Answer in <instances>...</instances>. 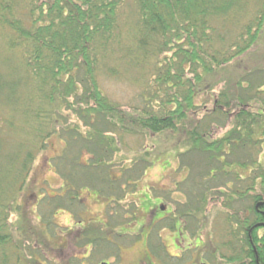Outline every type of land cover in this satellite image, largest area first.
<instances>
[{
  "label": "trees",
  "instance_id": "1",
  "mask_svg": "<svg viewBox=\"0 0 264 264\" xmlns=\"http://www.w3.org/2000/svg\"><path fill=\"white\" fill-rule=\"evenodd\" d=\"M236 25H244L242 31L236 38L228 37L226 33ZM263 28L264 0H0V109L8 117L0 135L17 127L19 115L22 130L33 128L40 141V147L35 148L19 143L11 154L0 136V264H36L29 255L32 242H13L8 229L14 207L11 197L23 190L36 153L43 152L48 138L61 130L69 135L66 140L70 145L58 158L61 163L57 173L79 188L94 187L99 182V194L106 193L112 181L99 178L98 167L108 163L106 150L112 154L118 151L114 138L106 135L108 126L129 134L132 129L126 123L148 134L183 133L191 144V153L210 152L205 166L215 178L218 173L210 167L219 161L216 155L220 150L239 146L234 138L255 145L261 142L263 139L255 138L264 135V91H258L264 82L254 86L258 81L247 79L248 87L241 88L248 91L237 102L222 93L215 99L212 112L200 109L196 100L204 90L205 77L216 75L257 45ZM109 77L132 81L140 89L145 106L133 109L113 103L104 86ZM72 98L85 108L84 112L95 113L96 120L88 117V127L93 131L85 137L79 129L62 128L58 120L64 115L62 104L85 118L81 106L76 108L70 101ZM258 99L255 112L252 101ZM49 104L53 109L45 112L43 107ZM234 109H238L237 117L227 136L220 142H208L218 129L214 125H220L223 119L229 122ZM99 116L103 117L101 122H97ZM195 117L201 120L194 123ZM121 119L124 126H117ZM97 136L100 143L95 141ZM83 142L84 146H79ZM81 148L92 158L83 165ZM240 153L239 158H246L244 150ZM255 167L264 191V166ZM18 169V178L14 179ZM110 184L113 189L107 195L121 200V193L133 192L138 181L123 173ZM239 220L236 222L241 226L249 225ZM259 230L253 234L252 244L248 229L236 233L226 229L229 239L223 245L222 259L232 264H255L251 262L256 258L255 246L259 264H264V237ZM236 241L239 248L234 246Z\"/></svg>",
  "mask_w": 264,
  "mask_h": 264
},
{
  "label": "rangeland",
  "instance_id": "2",
  "mask_svg": "<svg viewBox=\"0 0 264 264\" xmlns=\"http://www.w3.org/2000/svg\"><path fill=\"white\" fill-rule=\"evenodd\" d=\"M250 11L252 12V10ZM251 17L252 16H250V18ZM243 26L244 25H236L235 29L233 28V31L226 33V35L236 38L240 31H242ZM235 60V62L225 66V68L220 70L216 75L205 77V82L202 86L204 90L201 91V96L196 100L200 109L212 112L215 107V99L222 93H225L237 102L240 100L241 96L243 94L245 95V92L248 91L247 89L246 91L242 89L241 86L248 87L249 84L247 83V79L249 78L258 81L254 83V86H256L257 83L264 82V28L258 44L251 47L245 54L237 57ZM112 62L113 61H111V63ZM252 72L256 73L251 75ZM125 80L123 81L122 79L120 81L119 79L110 77L106 80L108 82H106L104 86L107 87V92L112 102L120 106L129 105L133 109L145 106V101L139 96L140 89L135 87L129 79ZM240 80H246V82H241ZM239 82H241L242 85H238ZM210 87L213 89L212 92L209 91ZM258 91H264V86L258 89ZM259 96L262 97L263 94ZM70 101L75 103L76 108H80L81 105L76 104L74 98ZM259 101V99L254 102L252 101L254 107L253 111L255 112L257 111L256 103ZM60 104L61 102H58L59 107ZM122 108L127 110L125 107ZM43 109L47 112L53 109V106L49 104L43 107ZM60 109H62L64 114L58 118V120L63 123L62 128L79 129L84 135L83 137L86 136L88 131H93L91 127H88L90 124L88 117H95L96 120L94 112L88 114L84 112L85 108L83 109V106H81V113H85V118H83L70 109L71 113L66 104H62ZM3 111L4 110L0 109V128H2L3 125L5 126L6 123L4 119L8 118L7 113L5 114ZM236 111H238V109H234L233 112H231L229 122L227 119H223L220 125H214V127H218V129L214 130L213 134L211 133L212 136L211 138L208 137V142H220L227 136L237 117L235 114ZM130 112L132 113L133 110L131 109ZM10 114L8 116H10ZM120 117L122 118V116ZM102 119L103 117L101 116L97 117V122H101L100 120ZM200 120L201 118L199 117L192 119L194 123ZM22 122L20 116L16 115L15 124L17 127H15L14 130L7 129L6 133L2 132L0 135L4 140L6 151L11 152V154L13 153V149L16 150L19 143H24L26 148H35V146L40 147V141L37 139L36 131L29 126L22 130ZM111 123L116 124L112 121ZM116 125L122 126V119L121 123L117 122ZM124 125L130 127L132 133H126V131L119 129V127L108 126L106 135L114 138L115 146L118 147V151L112 154L106 150L108 154V163L98 167V174H100L98 177L110 179L112 181L110 183H115L124 173L126 177L133 178L135 181L139 182L137 189L126 194L127 200L122 198L123 193H121L120 199L130 202V204L129 202H125V209L129 205H132L131 202H133V200L139 203V197L143 193H148L156 199L163 198L168 205L179 211H185L186 202L193 200L196 202L193 207L195 215L200 211V209H196V207L202 204L206 206L203 211L207 209L204 217L206 218L209 228L199 235L202 236L206 242L209 241V243L213 244L208 247L210 251L214 250L213 248L217 243H225L226 240L229 239L225 236L227 233L226 229H214V227L211 229V226H227L231 224V222H234V220H238L239 222V218L246 222L249 218L253 217V211L251 210V208L254 209L253 197L255 194L257 195L262 191V187L259 183L263 181L262 178L258 177L259 172L256 171L257 168L255 166L258 164L264 166V135L259 134V137L255 138V140L263 139L256 145L247 142L248 140L241 142L234 138L235 144L239 146L234 145L230 147L228 145V147L220 150L216 155L219 156L220 163L217 161L210 167L215 169L216 173H218L217 178H215L209 175V169L205 166V159L207 157L209 158L210 152L205 155L201 153H191V144L188 143L185 134L168 131L163 134L154 135L144 131L142 132L134 124L126 123ZM221 125H224V127L221 128ZM258 133L259 131L257 134ZM68 136L67 133L65 134L61 130L60 133L58 132L48 138L46 141V148L43 152L40 151L36 153L32 168L29 174L26 175L27 181L23 190H19L20 192L16 191L11 197L14 207L13 214L8 218V229H11L10 233L13 236V242H32L33 248L29 255L33 257V259L45 257L44 254L40 253V251L34 247L35 243H48L44 238L45 232H47L50 237L52 246H56L59 242V237L57 236L58 229H56V226L60 223V219L58 218L59 206L58 197L56 195L61 193L60 188L62 185L71 187V181L67 177L60 176L57 173V168L61 163V160L58 158L63 156L66 148L70 145ZM101 136L103 137L104 135L101 134ZM95 141L100 143L101 138L97 136ZM85 143L86 142H83L79 146H84ZM244 143L245 145L242 149L241 146ZM105 148H107V146H105ZM81 150L82 153L80 154H83L81 165H83L92 158L85 148H81ZM243 150L247 156L241 159L239 157H241L243 153H240V151ZM95 156L93 155V157ZM182 156L184 158H182ZM249 156H252L253 159ZM221 162L224 163V165L221 164ZM243 164L248 165L243 166ZM224 166L226 168H224ZM248 167L251 171L248 170ZM218 168L224 169L222 171H217ZM139 170L143 171L139 172ZM224 172H227L228 175H224ZM18 174L19 169L15 172L13 178H18ZM241 178H245L246 180L242 181ZM110 183L108 184L110 185L108 191L106 190V193H100L102 201H100L99 204L96 202L93 203V209L101 210L105 203H107L105 202L109 197L107 193L113 189ZM95 185L94 187L86 185V188L91 190L93 188L99 189L97 187L99 182H95ZM75 188L77 189L79 187ZM221 191L226 194L225 202L217 198ZM204 192L206 197L202 198ZM67 196L69 198L71 197L69 193H67ZM37 197L40 200H38ZM89 203L91 204V202ZM152 204L153 203H149V206ZM120 207L121 206H114V209H121ZM132 207L133 205L130 209H132ZM203 211L199 213L201 217ZM123 217L121 218L123 219ZM194 224H199L197 217L194 219ZM161 234L163 237H167L165 232H161ZM259 235L263 238L264 232L259 231ZM44 248L48 252L51 251L46 245H44ZM222 250L223 248L221 252H223ZM225 253L228 254L226 251ZM193 255L195 259L200 256L198 250H194ZM135 256H137V254L128 257L125 256V258L132 261ZM207 257L209 256L206 255L205 257L208 264H232L231 262L228 263L225 259L223 261L222 258H219L222 257L221 255L218 256L217 259L212 256L209 258Z\"/></svg>",
  "mask_w": 264,
  "mask_h": 264
},
{
  "label": "flooded vegetation",
  "instance_id": "3",
  "mask_svg": "<svg viewBox=\"0 0 264 264\" xmlns=\"http://www.w3.org/2000/svg\"><path fill=\"white\" fill-rule=\"evenodd\" d=\"M60 190L61 193L56 195L60 219L56 226L59 242L52 246L50 237L45 232L44 238L48 243H35L34 246L45 256L32 257L36 264H208L206 255L217 259L223 254L221 249L224 242L217 243L214 250L210 251L208 247L213 244L199 235L209 228L204 217L207 209L203 211L206 206L201 204L196 209H200L199 213L203 211L202 217L199 213L195 215L193 207L196 202L193 200L186 202L185 211H179L168 205L163 198L157 200L148 193H143L139 197V203L133 200L132 209V205L125 209V202L129 201H119L110 194L105 198L107 203L104 207L95 210L93 203L99 204L102 201L99 189H76L72 185H62ZM122 198L127 200V195ZM217 198L225 202L226 194L221 191ZM253 198V217L246 221L249 225L241 226L234 220L227 226H211V229H233L235 233L238 229H248L253 244V234L258 229L264 232L263 189ZM37 199L40 200L38 197ZM149 203L154 205L149 206ZM114 206H121V209H114ZM258 215L263 217L262 221L258 220ZM196 217L198 225L194 224ZM161 232H165L167 237H163ZM44 245L51 251H46ZM234 246L239 248L240 243L236 241ZM194 250H198L199 258L195 259ZM253 250L256 258L251 262L259 264L255 246ZM133 254L137 256L132 261L125 258Z\"/></svg>",
  "mask_w": 264,
  "mask_h": 264
}]
</instances>
